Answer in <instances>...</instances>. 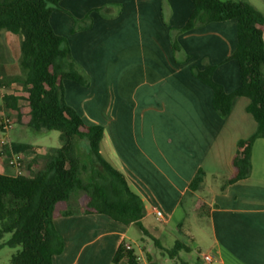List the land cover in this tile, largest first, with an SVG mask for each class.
<instances>
[{"label":"crops","instance_id":"1","mask_svg":"<svg viewBox=\"0 0 264 264\" xmlns=\"http://www.w3.org/2000/svg\"><path fill=\"white\" fill-rule=\"evenodd\" d=\"M105 4H115L113 15L93 11ZM60 6L51 24L90 77L88 86L66 79L65 99L87 124L104 126L101 153L143 199L145 235L157 244L152 250L143 237L138 251L132 244L135 252L149 264L144 248L150 246L152 261L164 264L162 240L174 236L175 242L205 243L212 264H264V137L253 145L251 175L227 184L237 142L258 126L247 110L250 99L236 96L230 113L221 116L212 89L192 71L215 64L216 81L227 91L239 86V65L228 59L237 44L236 20L181 32L175 51L172 29L187 21L191 0H62ZM89 12L92 24L73 32L74 18ZM21 117L14 127L26 133L30 116ZM29 144L31 150L21 153L24 172L37 170L40 156L62 141L52 148ZM201 171L203 179L193 188ZM0 173L16 175L1 152ZM87 202V193L79 190L57 205L54 224L65 247L54 264H115L116 250L137 226L88 214ZM155 209L163 212L161 219ZM182 252L168 264H191Z\"/></svg>","mask_w":264,"mask_h":264},{"label":"trees","instance_id":"2","mask_svg":"<svg viewBox=\"0 0 264 264\" xmlns=\"http://www.w3.org/2000/svg\"><path fill=\"white\" fill-rule=\"evenodd\" d=\"M62 0H0V37L3 30L22 36L20 57L11 75L4 68L3 81L7 91L0 103L10 112L21 111V101L29 107L28 126L36 131L58 130L62 146L40 156L37 170L19 175L0 173V239L10 238L3 245L17 250L11 264H54V257L63 252L65 243L54 224L57 205L70 200L79 190L88 195L85 212L104 214L125 225L136 224L144 234L147 229L141 220L146 209L141 196L133 191L119 170L101 153L104 126L87 124L81 114L65 99L64 81L73 80L83 86L90 77L73 58L68 39L54 30L51 14L61 8ZM193 9L181 28L172 29V44L180 50L178 35L205 24L235 19L237 44L228 59L239 65L240 84L227 91L215 80V64L193 67L194 75L213 91V106L221 116L231 111L236 96L250 99L247 110L255 118L256 131L237 142L232 163L234 174L227 181L232 184L245 179L252 172V149L256 139L264 137V13L243 0H191ZM104 16H111V8L95 7ZM72 31L92 24L91 12L74 18ZM18 82L24 95H16L9 84ZM29 143L12 142L8 153L27 152ZM203 179L201 171L193 181L198 187ZM125 243V242H124ZM122 243L113 256V263L143 264L135 249ZM171 258L191 247L177 240L173 247L163 248ZM149 264H155L147 254ZM181 264H188L181 261Z\"/></svg>","mask_w":264,"mask_h":264},{"label":"rangeland","instance_id":"3","mask_svg":"<svg viewBox=\"0 0 264 264\" xmlns=\"http://www.w3.org/2000/svg\"><path fill=\"white\" fill-rule=\"evenodd\" d=\"M236 1V0H235ZM246 1V0H243ZM254 2V5L258 7V9L264 13V0H251ZM106 7H110L111 11L116 8L115 4H105ZM113 11L111 12V14ZM22 36L15 35L7 30L2 31V35L0 37V86L5 85L3 78L1 76L4 75L3 68L8 71V74L11 75L18 74L19 71L15 68L18 65L19 57H20V42ZM10 90L14 91L15 94H23L24 89L22 85L18 82H11L9 84ZM1 101V100H0ZM21 111L20 112H10L5 107H2L0 111V123L3 116L8 115L10 116L14 123H18V116L22 114V119L27 118L29 115L27 102L25 100L21 101ZM22 127L17 125L16 128L12 129L10 132L7 133L6 137L10 140H19L22 142H29L33 143L34 145L45 147V148H52L57 147L61 144L60 132L58 130H44V131H36L31 127H27L26 133H21ZM0 137H4V133H0ZM0 138V139H1ZM186 205H189L188 201ZM147 238L152 247V250L157 249V244L154 242V237L146 236L140 227L132 226L131 230L128 233L126 238V242H130L134 245V248L138 251V244H142V238ZM10 238V234H5V236L0 239V264H11V256L17 250V248H11L9 246L3 245L6 240ZM174 236H168L167 239L162 240V244L164 247L171 248L174 246L175 243ZM187 243L191 246V252L183 251L182 254L186 258H188L192 263L191 264H206L205 259L203 257V253L207 252V247L205 243L198 244L196 242H192V240L188 239ZM145 246V259H147L148 251H151V247ZM164 255V254H163ZM170 256L166 254L167 261L170 260ZM165 261L164 264H168L170 262ZM145 264V260L143 261ZM172 263V261H171ZM177 263V262H176Z\"/></svg>","mask_w":264,"mask_h":264},{"label":"built area","instance_id":"4","mask_svg":"<svg viewBox=\"0 0 264 264\" xmlns=\"http://www.w3.org/2000/svg\"><path fill=\"white\" fill-rule=\"evenodd\" d=\"M1 78H3V76H1ZM6 91H7V87L5 85L0 86V100H1L0 103L1 104L3 103V96ZM16 95L22 96L24 95V93L16 94ZM14 126H15V123L10 116L8 115L3 116L1 120V127H2V132L4 133V137L0 139V152L6 156L7 163L16 169V175H19L23 173V168H24V158L22 154L16 153L11 150H10V153H8L4 150V147L6 145H8L11 148L12 142L8 137H6V135L8 132L14 129ZM155 213L158 218L161 219L163 217V212L161 210L155 209ZM124 244L127 249H133V245L130 242H125ZM203 257L205 259L206 264L213 263V258L209 252L203 253ZM138 260L143 261L144 260L143 256L138 254Z\"/></svg>","mask_w":264,"mask_h":264}]
</instances>
